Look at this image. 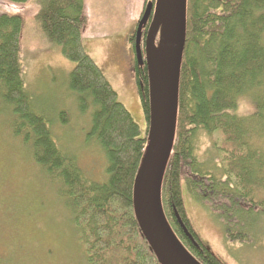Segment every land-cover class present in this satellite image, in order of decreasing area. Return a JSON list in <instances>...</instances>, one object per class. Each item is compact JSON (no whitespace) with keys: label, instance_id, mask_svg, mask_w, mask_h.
Instances as JSON below:
<instances>
[{"label":"trees","instance_id":"obj_1","mask_svg":"<svg viewBox=\"0 0 264 264\" xmlns=\"http://www.w3.org/2000/svg\"><path fill=\"white\" fill-rule=\"evenodd\" d=\"M0 3L35 5L36 28L73 64L68 86L77 94L80 111L91 107L86 136L102 150L106 162L105 177L99 181L86 177L76 158L59 148L47 119L35 108L20 49L24 18L0 10V103L12 116V136L30 148L33 161L51 180L60 182L87 263L159 264L132 205L134 177L147 144L145 63L131 70L144 118L139 126L84 49L85 0ZM135 30L128 37L126 57L134 52ZM263 34L264 0H187L175 135L162 178L161 203L174 234L201 264L228 263L191 226L183 183L233 238L249 241L251 228L264 229ZM245 96L254 100L251 114L238 112ZM59 116L64 123L65 112ZM202 136L210 143L201 153Z\"/></svg>","mask_w":264,"mask_h":264},{"label":"rangeland","instance_id":"obj_2","mask_svg":"<svg viewBox=\"0 0 264 264\" xmlns=\"http://www.w3.org/2000/svg\"><path fill=\"white\" fill-rule=\"evenodd\" d=\"M148 1L151 0H85L84 49L102 68L118 100L139 126L144 125V118L134 73L126 68L125 49ZM0 10L18 12L24 18L20 37L24 79L54 140L64 153L76 158L86 177L102 180L104 154L86 136L91 107L80 111L77 94L68 86L73 64L36 28L35 5L0 3ZM141 49L144 55L143 45ZM254 104L252 97H242L238 112L251 114ZM62 111L66 114L64 123L59 116ZM11 117L0 103V264H88L71 212L60 193V182L51 180L33 161L30 148L12 136ZM209 143L202 136L199 151L204 152ZM186 189L183 183L186 214L207 246L228 264H264L263 228H251L253 237L249 241L233 238L226 233L222 221Z\"/></svg>","mask_w":264,"mask_h":264},{"label":"water","instance_id":"obj_3","mask_svg":"<svg viewBox=\"0 0 264 264\" xmlns=\"http://www.w3.org/2000/svg\"><path fill=\"white\" fill-rule=\"evenodd\" d=\"M186 3L187 0L148 1L135 31V56L147 69L149 115L147 144L134 177L132 205L141 234L159 264H201L174 234L161 203V183L176 127ZM147 23L143 55L141 36Z\"/></svg>","mask_w":264,"mask_h":264},{"label":"flooded vegetation","instance_id":"obj_4","mask_svg":"<svg viewBox=\"0 0 264 264\" xmlns=\"http://www.w3.org/2000/svg\"><path fill=\"white\" fill-rule=\"evenodd\" d=\"M146 29H147V25L144 26V28L142 29V39H143V36H144V33L146 32ZM129 56L126 57L125 55V60H126V68L129 70H134V66L137 64L138 65V62L136 60V56H135V51H130V53H128Z\"/></svg>","mask_w":264,"mask_h":264}]
</instances>
